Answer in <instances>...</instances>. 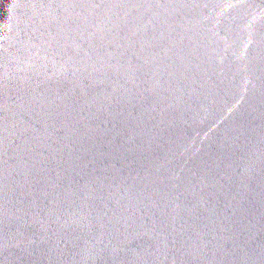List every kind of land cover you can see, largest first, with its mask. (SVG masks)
I'll use <instances>...</instances> for the list:
<instances>
[{
    "label": "water",
    "instance_id": "obj_1",
    "mask_svg": "<svg viewBox=\"0 0 264 264\" xmlns=\"http://www.w3.org/2000/svg\"><path fill=\"white\" fill-rule=\"evenodd\" d=\"M0 264H264V0H0Z\"/></svg>",
    "mask_w": 264,
    "mask_h": 264
}]
</instances>
